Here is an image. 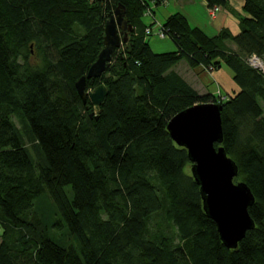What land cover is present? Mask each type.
Listing matches in <instances>:
<instances>
[{"label":"trees","instance_id":"1","mask_svg":"<svg viewBox=\"0 0 264 264\" xmlns=\"http://www.w3.org/2000/svg\"><path fill=\"white\" fill-rule=\"evenodd\" d=\"M202 1L213 15L228 2ZM164 2L0 0V264H264V74L248 65L251 56L264 62V0H243L238 34L210 38L179 11L157 24ZM118 5L132 30L105 73L86 81V91L107 90L95 112L75 83L104 48ZM160 34L174 52L151 50ZM179 61L224 67L238 93L201 96L175 72ZM207 102L222 105L221 146L255 198L254 228L236 249L202 210L186 150L166 127ZM15 122L33 137L37 159ZM43 197L55 220L38 212Z\"/></svg>","mask_w":264,"mask_h":264},{"label":"water","instance_id":"2","mask_svg":"<svg viewBox=\"0 0 264 264\" xmlns=\"http://www.w3.org/2000/svg\"><path fill=\"white\" fill-rule=\"evenodd\" d=\"M113 11L104 27V48L86 75L75 83L80 99L85 102L88 98L95 112L100 109L107 90L100 85L87 92L86 81L105 73L115 51L125 43V30H132L124 20L127 13L124 5L116 6ZM221 111L222 106L215 103L194 105L175 115L166 127L174 143L186 150L191 177L199 186L202 210L215 223L221 243L227 249H236L246 232L254 228L249 208L255 198L244 183L235 185L233 182L238 167L221 146Z\"/></svg>","mask_w":264,"mask_h":264},{"label":"crops","instance_id":"3","mask_svg":"<svg viewBox=\"0 0 264 264\" xmlns=\"http://www.w3.org/2000/svg\"><path fill=\"white\" fill-rule=\"evenodd\" d=\"M242 5L243 0H228L225 8H221L220 12L216 13L214 16L211 15V10L208 9L205 2L202 0H165L164 3H156L154 9L157 24H163L168 15L175 11H179L187 20H189L192 26L204 31V33L210 38L211 36L217 35L222 29L229 30L231 35L239 33V19L244 14ZM142 21L145 25L146 23L149 25L151 22L148 17L143 18ZM155 28L153 26L152 29L154 30ZM151 42V50L157 54L174 52L176 50L174 44L165 39L160 40L154 37ZM180 62L185 64L184 61H179V64ZM188 69L193 76L192 79H196V84L199 87H197L195 83L192 86L190 81H187V79L186 81L194 88V90H196V92L200 91L199 88H201L200 85L202 83L204 84V93H220L223 96L221 100L228 99L237 94L239 91L238 86L230 79L231 75L229 73H225L224 79H222L221 69L219 71L217 70L212 72H208L200 68L192 70L188 67ZM175 72L178 73L179 76H183L180 74L182 72L179 73L176 70ZM226 82L228 89H226L223 85L226 84ZM232 84L234 86H232Z\"/></svg>","mask_w":264,"mask_h":264},{"label":"rangeland","instance_id":"4","mask_svg":"<svg viewBox=\"0 0 264 264\" xmlns=\"http://www.w3.org/2000/svg\"><path fill=\"white\" fill-rule=\"evenodd\" d=\"M214 16V15H213ZM204 32V31H203ZM160 40H164V39H160ZM34 54V53H33ZM32 57H35L34 55H32ZM253 56H251L250 57V59L252 58ZM256 57V56H255ZM258 58V57H257ZM259 59V58H258ZM252 61V60H251ZM251 61H250V63H251ZM263 62V61H262ZM249 65V64H248ZM249 67H251L253 70H258L259 71V69L260 70H262L261 69V67H260V64H257V63H255V64H251V65H249ZM177 72H182V73H180V74H182L183 76H181L185 81H186V79H187V81L189 80L190 81V83H191V85L193 86V84L195 83L196 84V79H192L193 78V76L191 75V72H189L188 70V67H187V64H186V62H185V64L183 63V62H180V64L178 65V66H175V68H174ZM221 72H222V79H224V76H225V73H229L230 75H231V73H230V71H228L227 69H221ZM230 79L232 80V76H230ZM186 81V82H187ZM197 85V84H196ZM224 85V87L226 88V89H228V86H227V82H226V84H223ZM232 86H234L233 84H232ZM197 87H199L198 85H197ZM200 87L201 88H199V92L200 93H202V94H200L199 92H197V93H199L201 96L204 94V84L202 83L201 85H200ZM87 92H90V91H87ZM227 92V91H226ZM231 95H233V94H231ZM218 96H219V98H218V100H221V98L223 97L221 94H218ZM207 103H210V104H213V103H215V104H219V105H221L220 103H218V102H207ZM196 105H200V104H196ZM222 106V105H221ZM92 114V113H91ZM16 123V127H17V129L19 130V133H21V137H23V140H24V144L26 145V147H27V149H28V151H29V154H31V156L32 157H34L35 159H37V154H36V143L34 142V140L32 139L33 137L31 136V134L29 133V131L27 130V128L24 126V124H20V123H17V122H15ZM224 148V147H223ZM227 155V154H226ZM227 157H229V156H227ZM230 158V157H229ZM35 162H37V164L39 163V160L38 161H36L35 160ZM188 172H189V170H187ZM236 179V177L233 179V182H234V184L236 185V184H238V183H243L242 181H236L235 180ZM245 184V183H244ZM66 193L70 196V197H72V195H71V191H70V189L69 188H67L66 189ZM37 210H38V212L44 217V218H50L51 220H55L56 218H55V214L57 213L56 212V209H55V207H53V204L51 203V200L48 198V197H43L39 202H38V207H37ZM52 234H53V237L55 238V239H57V240H60L62 243L63 242H68V238H67V236H65V233H64V231H55V230H53L52 231ZM1 242V241H0Z\"/></svg>","mask_w":264,"mask_h":264},{"label":"built area","instance_id":"5","mask_svg":"<svg viewBox=\"0 0 264 264\" xmlns=\"http://www.w3.org/2000/svg\"><path fill=\"white\" fill-rule=\"evenodd\" d=\"M214 13V12H213ZM211 15L213 16L212 12H211ZM147 16H149V13H147ZM159 38L160 39H164V35L163 34H160L159 35ZM252 60V61H251ZM251 61V63H250ZM260 64V67L262 70L259 69V71H261L263 74H264V62H262L260 59H258L257 57L253 56L251 59L249 58L248 60V64L251 65V64Z\"/></svg>","mask_w":264,"mask_h":264},{"label":"bare ground","instance_id":"6","mask_svg":"<svg viewBox=\"0 0 264 264\" xmlns=\"http://www.w3.org/2000/svg\"><path fill=\"white\" fill-rule=\"evenodd\" d=\"M261 60V59H260ZM262 61V60H261ZM79 96V95H78ZM80 98V97H79ZM87 100V99H86ZM85 100V101H86ZM83 101V100H82ZM91 102V101H90ZM83 103H85V102H83ZM92 104V103H91ZM92 109H93V106H92ZM93 111H94V109H93ZM255 202V201H254ZM254 204V203H253ZM228 250H230V249H228Z\"/></svg>","mask_w":264,"mask_h":264}]
</instances>
